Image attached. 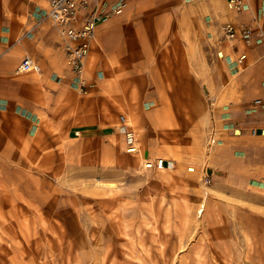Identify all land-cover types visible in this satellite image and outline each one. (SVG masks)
<instances>
[{"label":"rangeland","instance_id":"obj_1","mask_svg":"<svg viewBox=\"0 0 264 264\" xmlns=\"http://www.w3.org/2000/svg\"><path fill=\"white\" fill-rule=\"evenodd\" d=\"M200 48L188 41L189 52ZM199 82L189 74L172 105L146 112L151 158L176 163L159 172L124 151L117 115L88 120L78 107L86 95L93 109L102 103L94 85L53 124L55 91L44 96L25 75L0 80V100L9 102L0 111V264H264V146L252 154L259 185L204 184L215 117L208 108L209 125L203 120Z\"/></svg>","mask_w":264,"mask_h":264},{"label":"crops","instance_id":"obj_2","mask_svg":"<svg viewBox=\"0 0 264 264\" xmlns=\"http://www.w3.org/2000/svg\"><path fill=\"white\" fill-rule=\"evenodd\" d=\"M111 1L88 0L92 10L100 11L107 10ZM49 2L0 0V80L4 84L10 82L24 56L29 55L40 71L18 75L33 80L44 96L48 90L55 91L54 124L72 114L80 97L77 79L66 65L57 30L46 15ZM126 2L123 14L98 25L86 59V84L95 86L102 103L93 109L92 97L86 95L78 107H83L88 120L96 121L100 115L103 122L111 121L113 115H117L116 122L120 114L128 120L130 117L135 123L129 121L130 126L141 130L134 129L139 134L140 153L130 156L143 169L155 170L154 160L163 157L151 158L155 150L151 151L147 140L144 141L155 136L154 132L151 135L146 112L153 106L172 105L174 90L184 91L186 78L194 75L195 81H200L197 87L204 91L199 95L205 108L203 120L208 125L211 119L208 108L214 110L215 119L210 126L216 142L206 155L210 181L213 186L221 182L229 187L259 185L252 154L258 146H264V134L260 133L264 131V105L254 106L253 102L264 101V44L254 40L246 45L239 35L228 43L222 28L232 25L238 33L242 27L264 30V0H247L248 7L241 14L229 11L226 0ZM188 41L199 42L201 48L189 52ZM204 41L208 52L203 50ZM148 42L151 47L145 44ZM172 42L176 43L175 49L168 46ZM179 99L185 103L183 97ZM66 100L68 106L61 112L60 103ZM0 102V111H7L9 102L3 99ZM20 115L24 117L23 112ZM25 120L27 124L41 122L39 116L35 120L26 116ZM37 124L32 125L33 136L40 135ZM253 129L255 135L251 134Z\"/></svg>","mask_w":264,"mask_h":264},{"label":"built area","instance_id":"obj_3","mask_svg":"<svg viewBox=\"0 0 264 264\" xmlns=\"http://www.w3.org/2000/svg\"><path fill=\"white\" fill-rule=\"evenodd\" d=\"M226 5L231 12L236 14H241L248 7L247 0H226ZM125 6L126 0H112L107 10L100 11L99 9L92 10L88 0H50L46 15L57 30L66 65L76 77L79 90L86 87L84 76L86 59L95 39L98 25L120 14ZM222 31L228 43H232L239 35L246 45H250L254 40L264 44V30L253 31L250 27H242L238 33L232 25H225ZM39 71L40 67L37 63L29 55H25L16 68L15 74ZM253 105L262 106L264 101L257 99ZM115 130L123 139L124 151L131 156L138 155L140 147L137 134L125 115L118 116ZM260 133L263 135L264 131L261 130ZM251 134L255 135L256 130H251ZM215 142V139L211 140L212 145ZM153 167L159 172L172 171L176 163L171 159L158 158L154 160ZM202 181L204 184L210 183L206 172L202 176Z\"/></svg>","mask_w":264,"mask_h":264},{"label":"bare ground","instance_id":"obj_4","mask_svg":"<svg viewBox=\"0 0 264 264\" xmlns=\"http://www.w3.org/2000/svg\"><path fill=\"white\" fill-rule=\"evenodd\" d=\"M229 11H230V10H229ZM219 56L222 57V54L220 53ZM129 121H131L130 123L135 124L134 121H133L130 117H129ZM131 125H132V124H131ZM202 200H203V199H202ZM204 207H205V200H203V201L200 202V207H199V208H204Z\"/></svg>","mask_w":264,"mask_h":264}]
</instances>
